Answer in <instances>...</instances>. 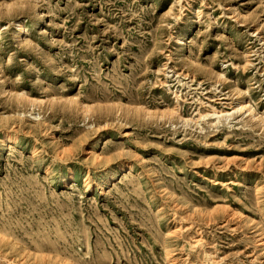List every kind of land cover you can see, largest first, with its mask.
Segmentation results:
<instances>
[{
    "label": "rangeland",
    "instance_id": "rangeland-1",
    "mask_svg": "<svg viewBox=\"0 0 264 264\" xmlns=\"http://www.w3.org/2000/svg\"><path fill=\"white\" fill-rule=\"evenodd\" d=\"M0 264H264V0H0Z\"/></svg>",
    "mask_w": 264,
    "mask_h": 264
},
{
    "label": "bare ground",
    "instance_id": "bare-ground-1",
    "mask_svg": "<svg viewBox=\"0 0 264 264\" xmlns=\"http://www.w3.org/2000/svg\"><path fill=\"white\" fill-rule=\"evenodd\" d=\"M17 30H18L19 32L22 31V26H21V24H18ZM240 108H241V109H245V110L248 112V115H251V119H252L253 121H255V122H263L262 117H261V116H258V115L254 112V110H253V108H252L251 106H246L245 104H242V106H241ZM243 112H244V110H243ZM253 123H254V122H253Z\"/></svg>",
    "mask_w": 264,
    "mask_h": 264
}]
</instances>
